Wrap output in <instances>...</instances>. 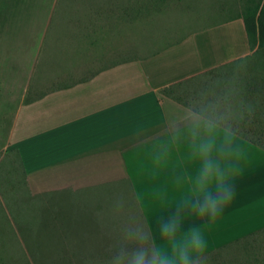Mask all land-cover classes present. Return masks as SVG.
Masks as SVG:
<instances>
[{
	"label": "crops",
	"instance_id": "1",
	"mask_svg": "<svg viewBox=\"0 0 264 264\" xmlns=\"http://www.w3.org/2000/svg\"><path fill=\"white\" fill-rule=\"evenodd\" d=\"M68 1L0 0V72L13 84L31 86L37 70H53L47 65L52 56L59 60L68 36L91 45L84 24L77 32ZM256 50L243 20L234 19L18 108L9 147L27 175L43 233L38 245L54 264H113L119 250L132 246L125 236L132 223L166 247L160 225L176 215L182 231L204 233L206 255L264 229V149L164 93ZM193 121L200 125L196 136ZM206 127L216 183L231 196L215 220L194 207L203 163L196 149L209 135Z\"/></svg>",
	"mask_w": 264,
	"mask_h": 264
},
{
	"label": "rangeland",
	"instance_id": "2",
	"mask_svg": "<svg viewBox=\"0 0 264 264\" xmlns=\"http://www.w3.org/2000/svg\"><path fill=\"white\" fill-rule=\"evenodd\" d=\"M185 1L69 0L67 8L76 10L74 21H78L79 31L72 30L80 35L84 24L92 37L87 40L91 45L82 47V39L68 36L59 46L63 51L59 60L52 56V64L47 65L54 69L37 70L31 86L25 85V80L13 84L6 72H0V264H54L49 251L38 245L43 242L42 229L17 157L9 147V133L18 108L103 69L147 58L193 32L246 15L258 18L264 5V0ZM74 3L79 5L72 8ZM191 10L199 11V16L193 17ZM71 11L69 15H73ZM67 31L71 32V28ZM55 59L58 62H53ZM263 64L261 55L249 62L246 71L230 68L223 75L231 78L235 72L236 78H250L254 65L262 68ZM30 237L32 246L28 243Z\"/></svg>",
	"mask_w": 264,
	"mask_h": 264
},
{
	"label": "trees",
	"instance_id": "3",
	"mask_svg": "<svg viewBox=\"0 0 264 264\" xmlns=\"http://www.w3.org/2000/svg\"><path fill=\"white\" fill-rule=\"evenodd\" d=\"M191 11L193 17L199 16V11ZM240 19L244 22L251 50L257 49L253 55L166 88L164 93L264 149V64L262 68L254 65L250 78H236L235 72L231 78L223 75L230 68L246 71L250 61L264 56V5L258 18L246 15ZM11 154L17 157L29 191L22 159L17 151ZM0 191L3 192L1 187ZM0 210H3L1 204ZM197 264H264V229L206 255Z\"/></svg>",
	"mask_w": 264,
	"mask_h": 264
},
{
	"label": "clouds",
	"instance_id": "4",
	"mask_svg": "<svg viewBox=\"0 0 264 264\" xmlns=\"http://www.w3.org/2000/svg\"><path fill=\"white\" fill-rule=\"evenodd\" d=\"M193 124V135H199V121H193ZM210 131V127L205 128L209 135L196 149L203 163L195 180L197 199L194 207L200 215L215 220L227 207L231 196L220 183H216L220 176L211 157L214 142ZM181 227L179 215L170 217L160 225V237L166 244V247H162L149 231L135 223L128 225L125 236L132 246L119 250L113 257V264H197L206 256L207 238L198 228L182 231Z\"/></svg>",
	"mask_w": 264,
	"mask_h": 264
}]
</instances>
